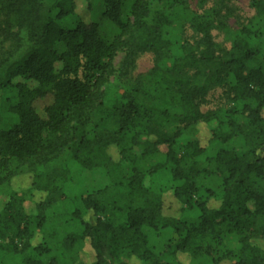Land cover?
I'll list each match as a JSON object with an SVG mask.
<instances>
[{"label": "trees", "instance_id": "1", "mask_svg": "<svg viewBox=\"0 0 264 264\" xmlns=\"http://www.w3.org/2000/svg\"><path fill=\"white\" fill-rule=\"evenodd\" d=\"M101 1L110 36L96 21H71L75 0H0V95L15 88L9 102L0 99V192L8 196L0 209V264H78L84 243L91 264H183L179 255L191 264L205 257L264 264V246L253 243L264 242L260 34L242 27L224 48L211 35L212 21L190 12L188 0ZM251 2L264 20V0ZM181 18L199 38L173 52L169 29ZM119 52L123 72L143 53L153 64L111 98L105 86ZM17 76L37 85H14ZM216 88L229 104L203 111ZM236 137L239 151L227 146ZM160 145L162 159L145 169L136 164L134 146L146 157ZM96 167L108 185L82 194L59 185ZM20 176L27 189L12 187ZM168 191L179 205L173 215L164 211ZM35 192L41 196L27 213ZM56 204L66 205L62 219L47 214ZM225 234L237 235V248L223 246Z\"/></svg>", "mask_w": 264, "mask_h": 264}, {"label": "rangeland", "instance_id": "2", "mask_svg": "<svg viewBox=\"0 0 264 264\" xmlns=\"http://www.w3.org/2000/svg\"><path fill=\"white\" fill-rule=\"evenodd\" d=\"M187 6L190 12L206 16L212 21L211 35L215 42L220 44L224 48H229L232 42L233 34L240 30L242 27H249L256 33L260 34L258 39L260 44L264 47V20L257 14L255 7L251 0H230L224 5H217L216 0H188ZM103 4L101 0H75V16L72 18V22L81 18L82 20H93L101 24L107 35H112L115 31L112 24L102 18ZM169 36L171 40V46L173 52H175L178 44L185 40L195 41L199 38V34L193 30L184 18H181L173 23L169 29ZM123 53L119 52L114 58L115 72L110 77L109 83L106 84L105 89L109 97H116L127 89L132 80L139 74L146 73L153 64L152 55L150 53H143L138 55L132 66L128 67L126 72L120 70V61ZM168 64V61L166 62ZM56 68L60 67V63L57 62ZM229 82L233 83V79L229 78ZM15 84H24L28 88H33L37 85V82L33 79H27L24 77L17 76L13 79ZM15 88L8 89L1 93L0 99L2 101L9 102V99L15 95ZM41 102H38L39 106ZM229 101L224 94L223 88H216L207 96L205 102L201 104V109L206 111L208 109H215L227 106ZM13 116L8 114L6 122L11 123ZM198 137L201 143H205L209 137L208 128L201 125ZM243 141L241 137L234 138L227 144L228 147L240 150ZM166 151L165 145L158 147V152L152 156H143L142 146H134L131 149L133 155L136 156V164L145 169L152 163H155L162 159ZM112 158L117 161L119 155L116 148H111L110 151ZM150 178L146 176L144 183L149 184ZM109 184V178L102 167H96L91 169H85L77 175V179L71 180L67 177L64 181L60 182L59 185L63 191L67 193L82 194L88 191L102 188ZM166 186H172V183H166ZM12 187L16 190H24L29 187V181L27 178L20 176L12 181ZM40 193H33L31 199L24 203V208L27 213H32L35 209V202L40 198ZM8 196L4 192H0V209L3 204L7 201ZM251 206L252 204L249 203ZM66 210L65 204H56L50 208L47 212L49 217L58 216L62 219V212ZM179 210L178 203L172 198L168 191L164 197V211L166 214L173 215ZM223 246L227 248L238 247V237L236 234H225L222 236ZM254 244L264 246L263 240H254ZM183 264L189 263V258L186 255L177 256ZM94 259L93 251L90 246L86 243L83 245V249L80 253V259L78 264H91ZM128 264H140L134 258L127 260ZM199 264H210L208 258L205 257L200 261ZM221 264H230L223 262Z\"/></svg>", "mask_w": 264, "mask_h": 264}]
</instances>
